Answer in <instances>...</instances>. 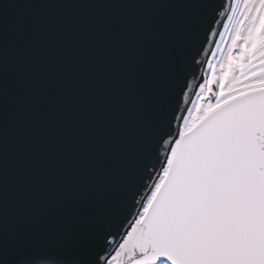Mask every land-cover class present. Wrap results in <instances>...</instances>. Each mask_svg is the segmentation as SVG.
Returning a JSON list of instances; mask_svg holds the SVG:
<instances>
[{
  "label": "snow or ice",
  "instance_id": "obj_1",
  "mask_svg": "<svg viewBox=\"0 0 264 264\" xmlns=\"http://www.w3.org/2000/svg\"><path fill=\"white\" fill-rule=\"evenodd\" d=\"M0 264H264V0H0Z\"/></svg>",
  "mask_w": 264,
  "mask_h": 264
},
{
  "label": "water",
  "instance_id": "obj_2",
  "mask_svg": "<svg viewBox=\"0 0 264 264\" xmlns=\"http://www.w3.org/2000/svg\"><path fill=\"white\" fill-rule=\"evenodd\" d=\"M11 3H30L32 0H9ZM37 11L35 9H24V8H15L10 10V15L15 17L18 15H24L26 13Z\"/></svg>",
  "mask_w": 264,
  "mask_h": 264
}]
</instances>
